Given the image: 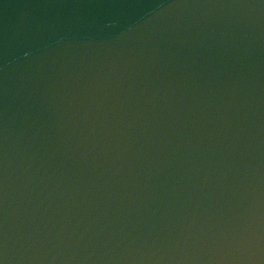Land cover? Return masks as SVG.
<instances>
[{"label":"water","instance_id":"95a60500","mask_svg":"<svg viewBox=\"0 0 264 264\" xmlns=\"http://www.w3.org/2000/svg\"><path fill=\"white\" fill-rule=\"evenodd\" d=\"M0 74L171 255L264 264V0H0Z\"/></svg>","mask_w":264,"mask_h":264}]
</instances>
